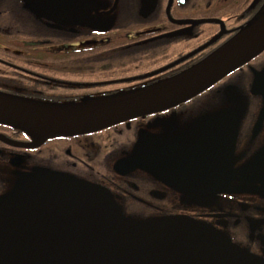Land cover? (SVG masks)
Segmentation results:
<instances>
[{"label":"flooded vegetation","instance_id":"obj_1","mask_svg":"<svg viewBox=\"0 0 264 264\" xmlns=\"http://www.w3.org/2000/svg\"><path fill=\"white\" fill-rule=\"evenodd\" d=\"M263 6L0 0V93L62 104L127 94L203 62ZM228 138L223 189L195 195L169 178L187 172L171 159H198L208 174L197 188L221 183ZM31 143L0 123V264H264V50L171 107Z\"/></svg>","mask_w":264,"mask_h":264},{"label":"water","instance_id":"obj_2","mask_svg":"<svg viewBox=\"0 0 264 264\" xmlns=\"http://www.w3.org/2000/svg\"><path fill=\"white\" fill-rule=\"evenodd\" d=\"M264 50V6L237 35L216 50L203 62L173 78L139 90L104 99L84 100L62 104L21 99L0 93V123L23 130L31 135L32 145L58 136H72L95 132L131 118L171 107L197 95L222 77L242 66ZM230 138L223 141L222 182L198 189L207 177L205 160L171 159L176 167L187 172L169 175L174 183L182 185L192 194H215L224 188L231 176L232 148ZM208 148H206V151ZM213 176V174H212ZM184 178V181H183ZM200 178L202 182L200 181ZM178 180V181H177ZM183 181V182H182ZM198 186V188H197Z\"/></svg>","mask_w":264,"mask_h":264}]
</instances>
